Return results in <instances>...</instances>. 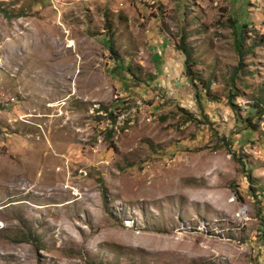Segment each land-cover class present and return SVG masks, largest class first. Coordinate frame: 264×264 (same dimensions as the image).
<instances>
[{
  "label": "rangeland",
  "instance_id": "374dc122",
  "mask_svg": "<svg viewBox=\"0 0 264 264\" xmlns=\"http://www.w3.org/2000/svg\"><path fill=\"white\" fill-rule=\"evenodd\" d=\"M249 169L264 0H0V264H264Z\"/></svg>",
  "mask_w": 264,
  "mask_h": 264
},
{
  "label": "trees",
  "instance_id": "16d2710c",
  "mask_svg": "<svg viewBox=\"0 0 264 264\" xmlns=\"http://www.w3.org/2000/svg\"><path fill=\"white\" fill-rule=\"evenodd\" d=\"M107 30L108 29H111V26H107L106 28ZM109 37L111 38V34L109 35ZM242 37H239L235 40V47L237 49V53H238V56H239V61H238V64H237V67L235 68L234 72H233V77L234 78H237V73L240 72V73H243V70H242V58H243V55H244V52H243V41H242ZM185 37L182 36L180 39H179V49L182 51V53L184 54V65H185V76L187 77V79L190 81V84L193 86V88L195 90H197L196 92V98L198 99L199 102H201L202 99L207 98L210 96V86H211V83L210 81H206L204 80L201 76H197L195 74V72L193 71V67L195 66V61L193 59V54H192V51L187 49L185 47ZM112 47L110 46V49ZM247 52V51H246ZM230 90L228 91L229 92V96H238L237 95V90L232 86L231 88H229ZM259 104H256L253 106L254 109H259ZM102 110L106 111L107 112V109L105 108H102ZM109 116L113 117L112 114L109 112ZM246 123L250 124V118H246L245 121ZM112 130H109L106 132V134L109 136V137H112ZM110 149L112 150H115V146H113L112 142H110ZM247 177L249 179L250 182H255L256 186L259 187V191H260V195L262 197H264V189L263 188H260V186H258L259 184L254 181L253 178H251V169L248 170V174H247ZM101 183V180L100 182ZM264 220V218H262V221Z\"/></svg>",
  "mask_w": 264,
  "mask_h": 264
}]
</instances>
